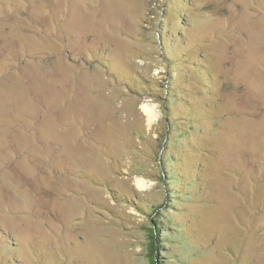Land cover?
<instances>
[{
    "label": "rangeland",
    "instance_id": "obj_1",
    "mask_svg": "<svg viewBox=\"0 0 264 264\" xmlns=\"http://www.w3.org/2000/svg\"><path fill=\"white\" fill-rule=\"evenodd\" d=\"M153 227L264 264V0H0V264H153Z\"/></svg>",
    "mask_w": 264,
    "mask_h": 264
},
{
    "label": "trees",
    "instance_id": "obj_2",
    "mask_svg": "<svg viewBox=\"0 0 264 264\" xmlns=\"http://www.w3.org/2000/svg\"><path fill=\"white\" fill-rule=\"evenodd\" d=\"M151 243H150V246H149V248H150V258H151V261H152V263L153 264H155V262H154V260H153V255L155 254V252H156V249H157V243H156V236H157V234H158V232L156 231V228L155 227H153L152 229H151Z\"/></svg>",
    "mask_w": 264,
    "mask_h": 264
},
{
    "label": "bare ground",
    "instance_id": "obj_3",
    "mask_svg": "<svg viewBox=\"0 0 264 264\" xmlns=\"http://www.w3.org/2000/svg\"><path fill=\"white\" fill-rule=\"evenodd\" d=\"M146 114L150 120V122L154 121L156 119L155 112L151 111L149 108L145 107ZM139 187L144 188L142 185H139Z\"/></svg>",
    "mask_w": 264,
    "mask_h": 264
}]
</instances>
